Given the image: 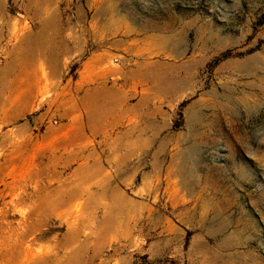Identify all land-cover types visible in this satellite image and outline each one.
<instances>
[{
  "label": "rangeland",
  "instance_id": "rangeland-1",
  "mask_svg": "<svg viewBox=\"0 0 264 264\" xmlns=\"http://www.w3.org/2000/svg\"><path fill=\"white\" fill-rule=\"evenodd\" d=\"M0 264H264V0H0Z\"/></svg>",
  "mask_w": 264,
  "mask_h": 264
}]
</instances>
